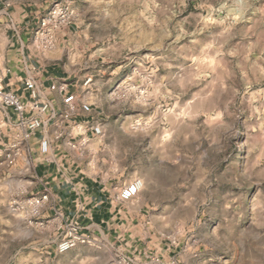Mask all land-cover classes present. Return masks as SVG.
<instances>
[{
	"label": "clouds",
	"instance_id": "clouds-1",
	"mask_svg": "<svg viewBox=\"0 0 264 264\" xmlns=\"http://www.w3.org/2000/svg\"><path fill=\"white\" fill-rule=\"evenodd\" d=\"M0 264H264V0H0Z\"/></svg>",
	"mask_w": 264,
	"mask_h": 264
}]
</instances>
